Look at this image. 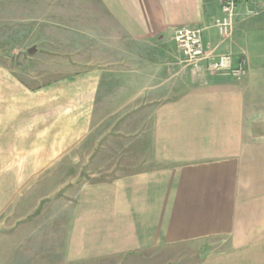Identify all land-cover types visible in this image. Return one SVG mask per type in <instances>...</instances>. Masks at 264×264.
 <instances>
[{"label": "crops", "instance_id": "crops-1", "mask_svg": "<svg viewBox=\"0 0 264 264\" xmlns=\"http://www.w3.org/2000/svg\"><path fill=\"white\" fill-rule=\"evenodd\" d=\"M91 2L104 63L48 80L57 54L0 61V215L46 188L56 206L24 213L56 225L39 246L59 247L61 264H264V6L222 41L215 0ZM36 20L40 38L42 24L65 26ZM183 26L205 27L215 55L243 56L246 75L194 70L174 41ZM79 166L89 178L65 206V167Z\"/></svg>", "mask_w": 264, "mask_h": 264}, {"label": "rangeland", "instance_id": "rangeland-1", "mask_svg": "<svg viewBox=\"0 0 264 264\" xmlns=\"http://www.w3.org/2000/svg\"><path fill=\"white\" fill-rule=\"evenodd\" d=\"M90 3H92L91 0H0V61H5L3 59L11 55L12 64L18 53L17 56L32 55L34 58L30 60L32 64L46 61L49 64L57 61L54 58L57 54L60 56L58 61L62 62L63 66L46 65L48 80L54 79L57 74L58 77L61 74L66 78L78 71L93 67L86 65L87 63L99 65L104 63L103 47L98 46L102 43L96 37V35L102 37L104 28L102 23H95L93 17L88 20ZM25 16L31 20L24 21ZM39 18L63 22L65 26L61 28L62 26L56 27V24L52 23L42 24L44 35L40 38V24L36 20ZM74 18L76 21L72 23ZM67 25L72 27L68 28ZM75 26L81 29L75 30ZM40 47L42 54L33 57L36 48ZM33 70L38 72L39 66H33ZM60 70L62 73H59ZM69 169L71 171L67 172L66 170ZM87 173L88 166L65 167L64 194L61 195L65 206L69 205L82 181L89 178ZM72 176H78V181H67ZM6 187L7 184L3 183L0 189V209L9 201L6 198L8 195ZM33 188H35L32 191L33 196L25 202L26 207L27 205L37 207L39 212L40 208L56 206L54 195L52 198H45L46 195H50L46 188L38 191L36 186ZM40 196H43L42 200ZM10 201L16 204L11 203L7 212L0 215V264H61L57 252L59 247L49 248L46 253V248L39 246L41 239L60 238L61 232L56 231V225L50 226V231L42 232L40 225L46 222L47 216L26 215L24 212L30 209L24 208V201L22 202L21 198L10 199ZM13 206H21V208H12ZM8 210H15V214H8ZM165 255L166 253H161L160 258L162 259ZM164 263L159 261V264Z\"/></svg>", "mask_w": 264, "mask_h": 264}, {"label": "built area", "instance_id": "built-area-1", "mask_svg": "<svg viewBox=\"0 0 264 264\" xmlns=\"http://www.w3.org/2000/svg\"><path fill=\"white\" fill-rule=\"evenodd\" d=\"M220 12L213 18V26L220 39L231 37L234 22L239 16H252L258 13L256 6H264V0H215ZM205 27L183 26L174 34V41L182 59L194 70L201 62H206L207 70L212 73L225 74L235 80L246 75V62L243 56L234 57L230 53L215 55V48L203 41Z\"/></svg>", "mask_w": 264, "mask_h": 264}, {"label": "water", "instance_id": "water-1", "mask_svg": "<svg viewBox=\"0 0 264 264\" xmlns=\"http://www.w3.org/2000/svg\"><path fill=\"white\" fill-rule=\"evenodd\" d=\"M21 57H23V54L19 55V59H18V61H20Z\"/></svg>", "mask_w": 264, "mask_h": 264}]
</instances>
